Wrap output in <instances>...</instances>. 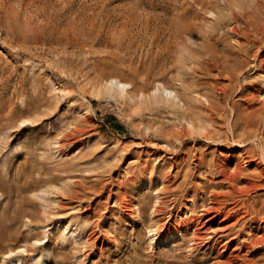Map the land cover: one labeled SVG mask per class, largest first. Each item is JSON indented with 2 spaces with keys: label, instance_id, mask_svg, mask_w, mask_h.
Returning a JSON list of instances; mask_svg holds the SVG:
<instances>
[{
  "label": "rangeland",
  "instance_id": "rangeland-1",
  "mask_svg": "<svg viewBox=\"0 0 264 264\" xmlns=\"http://www.w3.org/2000/svg\"><path fill=\"white\" fill-rule=\"evenodd\" d=\"M248 1L0 0V234L4 245H26L23 264H40L45 250L41 264L213 263L212 243L232 230L161 242L149 225L166 220L153 212L157 193L167 211L199 204L205 171L192 155L239 148L227 124L234 112L249 116L262 139L254 145L264 148V0ZM111 74L136 87L182 81L205 96L193 103L204 132L167 137L182 130L172 108L136 112L95 95ZM61 136L69 142L53 145Z\"/></svg>",
  "mask_w": 264,
  "mask_h": 264
},
{
  "label": "bare ground",
  "instance_id": "bare-ground-1",
  "mask_svg": "<svg viewBox=\"0 0 264 264\" xmlns=\"http://www.w3.org/2000/svg\"><path fill=\"white\" fill-rule=\"evenodd\" d=\"M210 11L213 13H217V11H214L213 9H211ZM228 12L230 11L228 10ZM231 26L229 28H231ZM233 29L235 31L237 30V28L235 27ZM132 34L134 35V33ZM77 40H78L77 38L74 39V43H73L74 46L77 45L76 44ZM57 47L59 46L57 45ZM173 54L175 53L173 52ZM182 56L183 53L181 57ZM160 58L163 59L162 61H164L165 59V57H160ZM260 60H261L260 67H261V80H262L261 85H263L262 86L263 88L264 87V57ZM215 64L218 68H220V70L218 71L219 74L223 72L229 74L228 71L224 70L223 65H221L220 63L217 64L216 62ZM96 86H97L96 87L97 92H95V95H100V96L108 95L110 98H113L115 102L124 101L129 104L132 103L133 105H135L134 107L136 108L135 109L136 112L139 109L152 110L154 108H159V107L172 108L174 112L178 113V118L182 125L181 127L182 130L180 131L178 130L179 128H177L175 131H179V132L173 133V135L169 133L168 134L165 133L167 137H173L181 140V138L187 134L186 133L187 130H189V132H193L195 130L202 131L206 128L205 120L200 118V116L198 117L197 116L198 113L195 114L196 106L193 104L195 101L198 100L200 103H203L204 105V102L201 99L202 96L203 98L205 96L199 93L196 94L193 93L192 91H189L183 86L182 81H180L179 84L177 85H168V83L163 82L161 80H155L150 87L146 86L145 84L136 87L131 81L123 80L121 77L111 74V75H107L106 77H103ZM219 87H223V86H219ZM227 88L228 85L224 87L225 90ZM256 95H257L256 97H258L260 94H256ZM23 98H24L23 101L26 102L28 105L29 103H32L30 99L31 97L28 98L27 94H25ZM205 100L207 101L206 98ZM22 104L20 103L21 106ZM39 105H40L39 103L38 104L35 103L34 108L39 107ZM229 109L232 108L229 107ZM211 110L212 109L208 110V113H210ZM230 113L232 114V112ZM238 113H236L235 115L234 112V118L232 120H228L227 123L228 126H230V128L232 129V132L234 133L232 135V138L229 137L230 135L229 136L226 135V137L222 139L219 136L212 137L211 135L209 136H207L206 134L203 135L206 138H210L212 140H218V143L219 140L225 142V141H229L231 138L239 146V148L236 151H229L230 149L229 144H227V146H220L219 144L216 150L211 152L209 156L203 153L196 155V157L195 154L192 155L193 159H196L195 163L193 161L195 167H198L199 169L204 168L205 171V173H203L204 176L203 184L199 188L200 190L198 195L200 196L199 197L197 195L194 196L197 198L199 204L191 208L188 207V205L183 202V206L179 207L177 210L169 209L167 211V208H164L162 206L165 203V199L163 198V196L160 195V193H157L153 212L154 213L156 212L158 214L161 213L160 215L162 216H164L163 214L166 213L165 215L166 220L162 221L160 219L161 216H159L155 222L151 224L149 223L150 224L149 229L153 232L154 236L156 237L159 236V238H161L160 240L161 242L168 240L169 238L172 237L177 238L179 236H182L183 234H191V237L193 238L198 237V239L201 238L202 240V238H212L213 235L218 233V231L220 232L221 230H225V229L232 230L234 232V235L230 239H225V240L217 239L212 243L214 250H216V255L214 256L215 259L211 264H259V260L263 258L261 256L264 255V193L259 192V190L263 189L264 187V148L260 147L258 149L259 146L257 147L254 145V142L256 143L262 140L259 137V134L257 133L258 128L253 125L252 120L248 118L249 116L240 115ZM182 121H184L185 123H182ZM19 122L24 123V119L23 121H19ZM239 128L242 129L241 133L235 134L236 130H238ZM81 131L84 130H80V132ZM73 136H75V132L73 133L70 132L67 135H65L67 140ZM61 137L59 139H55L53 145L60 146V145H64L65 142H69L66 141L65 137L63 136ZM58 149L56 148V150ZM59 153L61 154L60 151ZM169 163L171 167L174 165L173 162H169ZM215 224L216 226H213ZM65 230L69 232L68 233L69 235L73 236L74 239H76L77 235L74 233L76 229L72 230L70 228L69 229L65 228ZM63 233H65V231ZM4 236L5 235L0 234V254L3 255L2 263L5 261V257L10 256V261L12 264H23L22 259L28 257V252H29L26 245L14 244L11 242L5 243L4 245L1 242ZM5 240H7V238ZM38 240L39 239H35L34 241H38ZM48 252H49L48 250H45L44 255L39 260L40 264L41 262L46 263L48 261L49 259ZM30 253H31L30 255L31 258L34 259L36 254L34 253L32 254L31 251Z\"/></svg>",
  "mask_w": 264,
  "mask_h": 264
}]
</instances>
